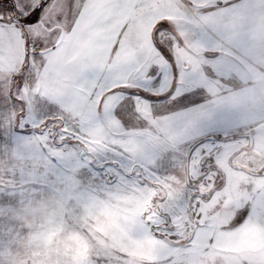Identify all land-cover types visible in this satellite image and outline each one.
<instances>
[{
  "label": "snow or ice",
  "instance_id": "obj_1",
  "mask_svg": "<svg viewBox=\"0 0 264 264\" xmlns=\"http://www.w3.org/2000/svg\"><path fill=\"white\" fill-rule=\"evenodd\" d=\"M25 234L26 264H264V0H0V264Z\"/></svg>",
  "mask_w": 264,
  "mask_h": 264
},
{
  "label": "clouds",
  "instance_id": "obj_2",
  "mask_svg": "<svg viewBox=\"0 0 264 264\" xmlns=\"http://www.w3.org/2000/svg\"><path fill=\"white\" fill-rule=\"evenodd\" d=\"M88 223L81 224L76 229L77 236L82 237L83 239L88 240L89 242V250L95 246V237L99 235V233L90 232L88 230ZM77 236L70 235H55L51 238V243L53 246L55 244H60L61 246H66L70 252H83L84 247L82 245L81 239H78ZM22 251L17 254L18 264H26V262L30 259V252L39 250V246L36 241L31 240L27 234L22 238ZM29 245L32 247L30 248Z\"/></svg>",
  "mask_w": 264,
  "mask_h": 264
},
{
  "label": "rangeland",
  "instance_id": "obj_3",
  "mask_svg": "<svg viewBox=\"0 0 264 264\" xmlns=\"http://www.w3.org/2000/svg\"><path fill=\"white\" fill-rule=\"evenodd\" d=\"M188 95H191V93H188ZM198 103H203L204 102V96L201 95H197L196 97H194ZM188 107H191L192 105H186ZM25 134H27V132H25ZM217 135H219L220 139L223 140V134L222 133H218ZM242 222V221H241Z\"/></svg>",
  "mask_w": 264,
  "mask_h": 264
}]
</instances>
